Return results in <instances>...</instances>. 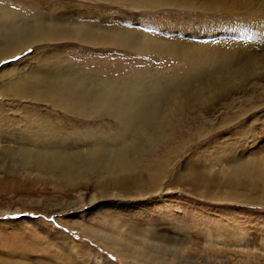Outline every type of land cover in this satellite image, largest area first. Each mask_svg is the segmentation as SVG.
Segmentation results:
<instances>
[{
    "label": "rangeland",
    "instance_id": "rangeland-1",
    "mask_svg": "<svg viewBox=\"0 0 264 264\" xmlns=\"http://www.w3.org/2000/svg\"><path fill=\"white\" fill-rule=\"evenodd\" d=\"M134 1L0 0L4 11L93 36L29 44L0 62V264H264V189L240 188L231 164L264 155V0ZM121 32L135 47L109 41ZM146 40L174 51L143 50ZM37 67L78 88L83 79L84 94L114 81L166 118L179 113L145 134L133 118L140 125L126 133L108 110L5 95L12 77ZM47 131L59 139L39 145L94 164L67 175L26 162L20 150ZM118 145L132 170L113 167Z\"/></svg>",
    "mask_w": 264,
    "mask_h": 264
},
{
    "label": "bare ground",
    "instance_id": "bare-ground-1",
    "mask_svg": "<svg viewBox=\"0 0 264 264\" xmlns=\"http://www.w3.org/2000/svg\"><path fill=\"white\" fill-rule=\"evenodd\" d=\"M166 1L167 0H138L134 1V3H140L143 6H156ZM5 8L6 7L4 6H0V62L2 59H6L8 54L12 56L16 52H22L23 50L28 49L29 44L55 43L67 37H73L74 40H79L82 42H89L93 40V36L90 31H82L81 29L75 27L71 28L70 30H62L57 28L53 18H49L48 20L46 17L41 16L33 19H27L24 16L22 17L14 13L13 11H4ZM17 17L20 18L17 19ZM14 22L19 23L14 24ZM121 33L122 34L112 37L109 41L113 42L114 45L119 47H135L137 42H135L136 39L132 37L130 33ZM139 47L143 50H168L166 52L174 51L171 47V44H159L156 40H146L140 44ZM194 51L195 50L187 52L192 53ZM44 69L37 67L36 70L29 71V74L25 75L24 79L12 77L10 82L6 83V88L8 90L4 88L5 95L10 94L11 91L14 96L20 99H26V97L32 99L44 98V100L47 101L51 100L57 109H66V111H73L75 110V107L84 109V113L90 112L92 109H102L103 111L108 110L111 111L114 117L120 120V122L123 120L122 123L126 124L125 127L128 128V130L126 129V133L130 132L132 127L140 125L138 123H128L133 118H136L138 122L143 124L139 129H137L136 134H145L147 126L152 124L154 119H160L159 122L156 123L157 125L155 127L161 129L162 131L165 123L176 119L175 116L179 113L177 110H171L173 111V115L171 117L169 115L171 119L166 118L168 116L159 110V108H156L157 104H153L155 101H153L151 97H148L145 94L142 95L143 92H136L134 89H124L119 90V92L116 87H113V84H116L114 81L110 82H113L111 84L113 86H108L107 83L100 85V91L98 94V91L84 94L83 89L88 88L89 85L83 79H79L77 81L80 86L78 88L75 87L71 81L62 79L61 76H54L53 70L48 71V69ZM243 79L245 78H242V80ZM0 96L3 98L2 93H0ZM172 106L176 109L180 107L175 101H173ZM137 111L140 112V116L138 115ZM135 112L136 114L134 115ZM163 114H165V116ZM142 115L144 121L140 119ZM161 117H164L165 119H161ZM46 130H48V128ZM31 135L27 133L25 137H31ZM43 136L47 138H40L41 141L39 139L34 140L32 138L33 143L35 142L34 144L37 146L36 148L32 149L25 147L24 149L20 150L23 159L26 162H29L32 166L34 165L36 167L45 169H60L66 172L67 175H71L77 166H92L94 164L96 156L93 157L92 160H86L77 163L73 161V156L75 153H66L64 152L66 151L65 149L60 148V151L63 152L57 154L54 149L51 150L39 145L40 143H47L51 146L55 143V140L59 139V137L54 132L51 133L47 131V134H43ZM261 148L262 149L260 151H264V148ZM115 149L116 150L113 153L115 164L113 167L122 169L124 172L129 169L132 170L134 168V162L130 159L126 161L124 160L125 155L127 154V146L123 145L118 148L116 147ZM128 149H130L129 153L135 150L133 146L128 147ZM100 154L101 151L92 152V155ZM252 160L253 159L244 160L239 158L237 161H234V163L232 161L231 164L234 165L233 171L236 174H241V176L236 178L234 182L239 184L240 188H245L248 186L256 189L261 186L264 189V155L259 157L258 160H255V162ZM242 177L243 179H241ZM116 180L117 178L114 179V183L117 182ZM154 234L148 233L147 236L152 238ZM154 239H157V236H155ZM151 244L154 245V243ZM156 244L158 248L165 249L163 247L167 243L162 242L161 244Z\"/></svg>",
    "mask_w": 264,
    "mask_h": 264
},
{
    "label": "snow or ice",
    "instance_id": "snow-or-ice-1",
    "mask_svg": "<svg viewBox=\"0 0 264 264\" xmlns=\"http://www.w3.org/2000/svg\"><path fill=\"white\" fill-rule=\"evenodd\" d=\"M29 52H31V49H29ZM17 59H19V57H17Z\"/></svg>",
    "mask_w": 264,
    "mask_h": 264
}]
</instances>
